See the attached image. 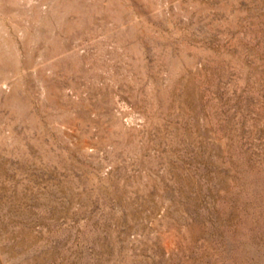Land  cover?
<instances>
[{"label": "rangeland", "instance_id": "obj_1", "mask_svg": "<svg viewBox=\"0 0 264 264\" xmlns=\"http://www.w3.org/2000/svg\"><path fill=\"white\" fill-rule=\"evenodd\" d=\"M0 264H264V0H0Z\"/></svg>", "mask_w": 264, "mask_h": 264}]
</instances>
